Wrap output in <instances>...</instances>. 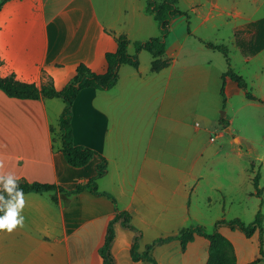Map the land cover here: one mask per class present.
Wrapping results in <instances>:
<instances>
[{
  "label": "crops",
  "instance_id": "obj_1",
  "mask_svg": "<svg viewBox=\"0 0 264 264\" xmlns=\"http://www.w3.org/2000/svg\"><path fill=\"white\" fill-rule=\"evenodd\" d=\"M185 1L186 12L196 21L190 16L187 21L183 15L172 19L164 56L170 61L168 67L151 72L152 57L148 53L146 60V51H141L138 68L121 65L112 89H83L72 106L73 144L88 147L107 161L97 189L112 195L118 210L130 215V224L140 234L139 252L156 239L191 225L202 226L201 210H193L191 198L216 165L211 159L218 150L212 146L210 131L219 123L211 114L221 97L226 69L215 72L209 60L180 61L179 56L189 36L218 44L198 32L210 22L212 11L222 8L217 0L205 2L208 8L200 0ZM233 16L242 21L233 28V35L252 22L240 11ZM154 24L145 6L123 4L115 9L98 5L97 0H5L0 8V75L14 74L17 80L38 87L49 77L61 90L81 63L104 73V55L116 50L117 35L128 38V53L134 54V41L155 37ZM157 32L156 36L158 27ZM172 42L178 44L170 54ZM227 88L241 91L227 80L225 99ZM63 107L59 98L20 100L0 91V174L65 190L95 175L96 157L84 167L73 168L61 154ZM217 191L224 189L217 187ZM55 196L53 202L49 193L24 194V226L12 233L0 232V264H103L99 248L114 205L87 190L71 197ZM225 228L219 232L232 242L234 231ZM114 230V264H150L131 259L136 232L120 223ZM208 245L207 239L196 235L184 251L172 240L155 245L151 256L157 264H206ZM240 251L235 248L237 264L249 263L243 258L247 253Z\"/></svg>",
  "mask_w": 264,
  "mask_h": 264
},
{
  "label": "rangeland",
  "instance_id": "obj_2",
  "mask_svg": "<svg viewBox=\"0 0 264 264\" xmlns=\"http://www.w3.org/2000/svg\"><path fill=\"white\" fill-rule=\"evenodd\" d=\"M200 1L209 2V0ZM217 1L222 9L212 11L210 22L201 28L198 34H202L206 40L227 47L231 70L244 79L247 90L257 100H248L243 90L237 92L227 88L224 104L221 97L216 105L214 104V113L211 116H214V120L219 124L211 129L210 137L214 141L213 148L218 150L211 159L216 165L214 171L202 180L191 200L193 210L196 207L200 208L199 220L209 233L219 219L238 218L248 224L254 220L256 213L260 212L263 215L261 239L258 232L250 238H246L238 230H234L231 234L233 239L230 242L234 251L235 248L238 251L244 250L247 255L243 258L251 262L258 257L260 240L264 249V49L253 56H244L241 53L235 43L233 28L239 26L242 21L234 19L233 15L236 11H240L250 21L264 19V0ZM97 2L98 5H110L115 9L123 4H130L131 8H142L146 4V0H97ZM205 6L209 7L207 3ZM178 7L185 12L188 10L185 0H179ZM187 13L195 23L196 17L192 16L190 11ZM212 24L216 28H212ZM155 28L157 35V25ZM176 44L178 43L170 44L168 53L174 52ZM184 45V50L179 56L180 61L184 58L189 62L209 60L215 72L227 69L224 56L221 53L212 54L205 50L196 37L189 36L184 41ZM143 55L146 60L150 59L147 52ZM141 62L143 64V58ZM45 81L48 82V78ZM216 108H218L217 112ZM198 124L201 122L199 121ZM227 128L230 129L229 133L225 131ZM256 173L260 175L259 190H256L252 184ZM217 187H222L224 191L218 192ZM205 195L209 196V200ZM225 229L230 231L227 227ZM258 264H264V261Z\"/></svg>",
  "mask_w": 264,
  "mask_h": 264
},
{
  "label": "trees",
  "instance_id": "obj_3",
  "mask_svg": "<svg viewBox=\"0 0 264 264\" xmlns=\"http://www.w3.org/2000/svg\"><path fill=\"white\" fill-rule=\"evenodd\" d=\"M5 0L0 3V7ZM145 12L150 14L157 23L159 35L151 37L143 41H134V54L128 53V45L130 41L123 35L115 36L116 50L107 52L104 55L107 67L102 74H97L91 71L84 64H79L75 69L74 76L61 89L56 90L53 86L51 78L48 77V82L43 81L38 87L35 83H26L17 80L14 74L7 76L0 75V91L9 98L20 100H38L41 98L53 99L59 98L63 101L64 107L59 117V131L61 140V154L66 163L73 168H81L86 166L94 157L99 162L95 165V175L88 179L85 183L78 184L72 190H65L61 186L47 183L28 182L24 179L18 180L19 188L24 194L35 193L43 194L50 193L51 200L57 201L56 193L64 194L68 197L77 195L85 190L97 197H105L114 205V216L109 220L105 237L102 246L99 248V255L103 264H114V259L111 255V245L115 237L114 226L120 223L123 228L136 232L134 237L130 255L133 261H145L150 264H157L151 256L152 248L157 244H163L172 240H176L180 244L182 251L185 250L187 244L193 241L196 235L207 239L208 257L206 264H237L234 247L229 239L219 232L220 226H225L231 231L238 230L246 238H250L255 232L259 233V239L263 232V215L258 212L252 222L246 224L238 218L226 220L219 219L214 223L212 232H207L201 225H191L181 229L176 235L159 238L147 245L144 251H138V243L140 239L139 231L134 229L130 224V215L125 211H119L116 207L115 198L106 193L100 192L97 189V180L105 175L107 170V161L96 151L73 144L72 136V106L80 91L87 88L108 91L112 89L118 80V70L121 65H129L135 69L139 66L138 54L141 51H146L152 57L150 63L151 72H159L169 66L170 61L164 58L166 52V40L170 32V24L172 19L177 15H183L188 21L189 15L187 12H182L177 7L176 0H146ZM190 34V31L188 30ZM235 43L240 48L244 56H253L264 49V19L246 23L234 32ZM199 42L207 49L221 53L227 65V69L221 76L220 95L222 103L225 102L224 85L227 80L236 83L237 87L244 91V95L248 100L256 101L257 99L247 90V84L244 79L233 72L230 68L228 50L223 44H213L198 38ZM260 179L259 173H256L252 179V184L256 190ZM2 188V186L0 187ZM0 194H7L0 191ZM4 213L0 212V216ZM264 261V249L262 248L261 240L259 241L258 257L247 264H258Z\"/></svg>",
  "mask_w": 264,
  "mask_h": 264
},
{
  "label": "clouds",
  "instance_id": "obj_4",
  "mask_svg": "<svg viewBox=\"0 0 264 264\" xmlns=\"http://www.w3.org/2000/svg\"><path fill=\"white\" fill-rule=\"evenodd\" d=\"M0 168L3 163L0 162ZM0 191L7 194H0V232L12 233L18 227L24 226V217L21 215L25 207V197L22 189L19 188L18 178L11 173L0 174Z\"/></svg>",
  "mask_w": 264,
  "mask_h": 264
},
{
  "label": "water",
  "instance_id": "obj_5",
  "mask_svg": "<svg viewBox=\"0 0 264 264\" xmlns=\"http://www.w3.org/2000/svg\"><path fill=\"white\" fill-rule=\"evenodd\" d=\"M223 115H224V113H223ZM223 115H222V117H223ZM225 131L229 133L230 132V129L227 128Z\"/></svg>",
  "mask_w": 264,
  "mask_h": 264
}]
</instances>
